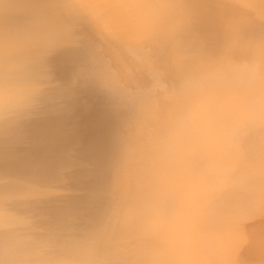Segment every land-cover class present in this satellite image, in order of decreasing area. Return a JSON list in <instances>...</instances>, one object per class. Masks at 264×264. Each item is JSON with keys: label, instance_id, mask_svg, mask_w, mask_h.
I'll return each mask as SVG.
<instances>
[{"label": "bare ground", "instance_id": "obj_1", "mask_svg": "<svg viewBox=\"0 0 264 264\" xmlns=\"http://www.w3.org/2000/svg\"><path fill=\"white\" fill-rule=\"evenodd\" d=\"M249 67L264 0H0V264H264L259 85L184 130Z\"/></svg>", "mask_w": 264, "mask_h": 264}, {"label": "clouds", "instance_id": "obj_2", "mask_svg": "<svg viewBox=\"0 0 264 264\" xmlns=\"http://www.w3.org/2000/svg\"><path fill=\"white\" fill-rule=\"evenodd\" d=\"M259 85L258 100L264 104V72L245 68L230 87L232 95L195 94L185 118V134L192 140L215 141L227 134L232 117L251 102V93Z\"/></svg>", "mask_w": 264, "mask_h": 264}]
</instances>
